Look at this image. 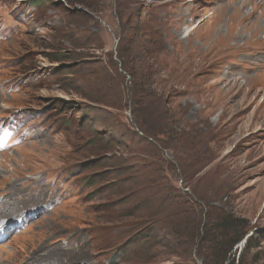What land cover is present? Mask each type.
<instances>
[{"label":"rangeland","instance_id":"374dc122","mask_svg":"<svg viewBox=\"0 0 264 264\" xmlns=\"http://www.w3.org/2000/svg\"><path fill=\"white\" fill-rule=\"evenodd\" d=\"M8 1L26 11L29 33L0 43V81L22 76L31 86L2 97L12 116L0 120L8 138L0 151H17L1 155L0 190L22 179L28 194L12 187L1 201L3 218L23 235L11 220L0 223V264H106L122 245L115 264H203L196 247L165 231L167 222L145 230V209L154 214L166 184L170 200L180 190L182 207L199 205L201 226L204 205L250 218L247 252L264 264V0H121L120 20L141 48L128 64L135 68L138 55L147 68L135 72L143 77L135 90L138 80L117 57L127 53L118 50L116 0H43L39 10L31 0ZM54 47L68 61L51 62ZM19 58L20 70L11 65ZM20 123L38 136L17 149ZM139 129L163 131L171 147L149 144ZM182 207L162 206L154 218L182 226L184 217L168 214ZM244 247L245 239L237 258Z\"/></svg>","mask_w":264,"mask_h":264},{"label":"trees","instance_id":"16d2710c","mask_svg":"<svg viewBox=\"0 0 264 264\" xmlns=\"http://www.w3.org/2000/svg\"><path fill=\"white\" fill-rule=\"evenodd\" d=\"M31 1L36 5L37 10H39V6L37 3H42L43 0H31ZM44 1L47 2L48 0H44ZM67 1L70 5L75 4V2H73V0H67ZM23 2H26V1H23ZM2 4L7 5V6L10 5V6L6 7L5 9H3V11H1L2 10L1 9ZM81 4L84 6H87L88 8L92 7L91 4H88V3L82 2ZM116 4L118 6V18H119L118 20H120V18L122 19V17L124 16L122 12H123V6L125 4L122 3V5H123L122 6L121 0H116ZM22 5H23V3L20 4V6H22ZM18 8H20V7H17V9ZM12 11H14V14L17 16L20 14L19 12L14 10V8L12 7L11 1L0 0V12L2 14H11ZM94 13L91 14V12H90V15L93 16ZM120 25H121V27H120L119 31L122 30V35L120 37L119 36L117 37L120 39L118 50L120 53L121 50L126 49V53L128 55L124 54V52H123L121 54H118L117 57L122 64L121 65L122 69L127 74H130V73L132 74V80L133 81L138 80V83L133 86V88L135 90L137 88V86L143 82V77H136L135 72L136 71L142 72V70L144 68H146V64L143 60H140L138 58V55L136 56L137 61L135 63V68L132 69L131 66L128 64V63L132 64L131 57L136 55V54H132L130 50L133 48H137V47L139 49H141V48L136 43L135 37H136L137 32H135L134 27H132L131 25L125 24L123 20H120ZM139 33L142 35V32H139ZM67 35H68V33L66 34V36ZM64 50L65 49H63V48L54 47L52 57H49V60L51 62H59V63H63V62L68 61L67 60V53H65V52L62 53ZM67 51L70 52V50H67ZM71 51L74 52L73 50H71ZM128 56L130 57L129 62H127V59H126V57L128 58ZM24 64H25V62L24 61L22 62V60L20 58L16 59L14 62H11V65L13 67H15V69L19 68V70L24 66ZM151 68L152 67H150V69ZM32 70H37V67L33 66V67H31V69H27V72H25L23 74H27V73L31 72ZM100 70L103 71V68H100ZM117 79L118 80L124 79V75L119 73L117 76ZM112 83H115V82H112ZM112 87H113V85H112ZM30 90H34V89L31 88ZM137 95H140V94H137ZM140 101L144 102L143 99H141ZM95 103H99V102H95ZM60 124H66V123L64 122V120H60ZM165 125L167 126V131L169 132L170 125H172V124L167 121V124H165ZM139 131H141V136H145L146 138L150 139V140H148L149 144H152V142H156V143L158 142L159 146L161 148H165V149L168 148L169 149L171 147V146H167L169 136H166V134H164L163 131H161V130H150L149 131L148 129H146V131L139 129ZM90 144H92V142ZM98 150H100V149L98 148ZM168 154H169V152H168ZM176 156H175V158H176ZM198 158H196V159H198ZM176 161L182 167V169H181V167L179 166V169L181 171H184V169L186 168L184 158L179 154V156H177V158H176ZM177 162H175V163L178 165ZM192 162L196 163L195 161H191V162L189 161L188 165H192ZM202 168H203V166L198 168L197 170H195L193 175L198 173L200 171V169H202ZM183 175H185V174H183ZM91 179H92V181H95L92 178V176H91ZM88 184L91 185L90 182H88ZM166 186H167L166 187L167 190L168 191L170 190V192H169V194H165V193L162 194V197H160L159 203L156 206V210L154 211V214L151 212H148L149 209H145V210H147V213H148L146 216H144L142 218L144 226L146 227L145 230H147V231H151L153 229L156 230L157 226H159V224H163V223L167 222V224H166L167 229L165 231L168 232L169 234L179 238V239H182L184 241V243L189 245L191 248L196 247V253H198V255L200 257H202L203 264H256L258 262V259L256 256H251V254H249L247 252V250L250 248L251 240L253 238V237L248 236V234L251 231H254V229H255V226L252 224V221L250 220V218L243 217V216H237L232 210L225 209V207H228L227 204L221 208L211 206L207 210L206 205H204V202L207 203V201H205L204 197H202L201 195L199 196L195 192L194 194L196 195L197 199L199 200V203L201 202V204H203L204 207L206 208V210L204 212L205 217H206V225L203 222V225L201 226V224L199 222V219H200L199 214L200 213L198 212L199 205L194 208V205L192 206V204L189 203L191 206L182 207L183 206L182 203L184 202L185 193H182V191L177 190L175 198L173 200H170V198H169L170 193H171L170 185L166 184ZM152 199H153V197H152ZM153 201H154V199H153ZM149 202L150 203L152 202L151 197L149 199ZM172 203H173V205L179 206L182 208L178 209L176 212L168 213V214H171V215L172 214L173 215L178 214L179 219L181 217H184L182 226L179 223H177L176 225L173 223L174 226L169 224V219L171 218V216H170V218H168L164 221H162L163 218H161V217H165V216L156 217V219L154 218V215H155V213H157V210H159L162 206L164 207L165 210H166V206L172 208ZM168 210L169 209L167 208L166 211H168ZM189 213L192 214V217L189 216L190 215ZM184 215H186V216H184ZM193 216H195L197 221L193 218ZM198 216H199V218H198ZM209 220H210V222H209ZM208 222H209V224H208ZM256 233H258V232H254V234H256ZM131 235H130V237L134 236V234L132 236ZM244 239H245V247L243 250L240 251L238 258H237V253H236V251H234V249ZM122 246H118V249L116 250L114 255L111 253L112 258H111V260H108V262H106V264H115L116 263V259H115V258H117L116 253H119L122 250ZM232 256H234L233 259H232Z\"/></svg>","mask_w":264,"mask_h":264},{"label":"clouds","instance_id":"9594fccd","mask_svg":"<svg viewBox=\"0 0 264 264\" xmlns=\"http://www.w3.org/2000/svg\"><path fill=\"white\" fill-rule=\"evenodd\" d=\"M80 8V7H79ZM84 11H87L86 9H84ZM88 12V11H87ZM26 34H28V33H26ZM26 34H22V35H26ZM22 35H19V36H22ZM19 36H17V37H19ZM7 41H10V40H7ZM6 41V42H7ZM5 43V42H4ZM0 70H4V67H2L1 65H0ZM24 75H26L27 77H28V75H29V73H27V74H24ZM25 79L26 78H23V77H20V78H11V79H8L7 81H0V82H14V83H16L17 84V86H19V89L17 90L18 92H21V91H23L25 88H27V87H30L31 86V84L30 83H25ZM23 82V85L22 86H20L19 84L20 83H22ZM31 89V88H30ZM4 91L5 92H9V88H4V90L2 91V93L0 94V120H7V118L9 119V117H11L12 115H11V110L12 109H6V103L3 105V103H2V97H3V95H4ZM8 102V101H7ZM20 115H22L23 117H27V120H33V118H31L30 116H28L27 114H22L21 112H18V114H17V116L19 117ZM21 120V119H20ZM46 134V133H45ZM2 137V136H1ZM2 139H4V137H2ZM30 141H32V139L31 140H29V141H26V142H24V143H22V144H20V145H18V149L22 146V145H24V144H27V143H29ZM9 152H11V153H14L13 151H11V149H9V150H7V151H5V152H3L2 154H5V153H9ZM1 154V155H2ZM0 159H2V156H1V158ZM33 176V178H38V177H36L35 175H32ZM22 182V179H20V180H18L16 183H14L12 186H6V188H3L4 190H0V192H2V191H8V192H10V188H12V187H17L18 189H19V197H21L23 194H24V190H23V187L20 185V186H18V184L19 183H21Z\"/></svg>","mask_w":264,"mask_h":264},{"label":"bare ground","instance_id":"6f19581e","mask_svg":"<svg viewBox=\"0 0 264 264\" xmlns=\"http://www.w3.org/2000/svg\"><path fill=\"white\" fill-rule=\"evenodd\" d=\"M18 199V198H17ZM3 204V207L5 206L6 204V199L4 198V202L2 203ZM26 210V209H25ZM10 220V219H9ZM4 222L7 221L6 219L3 220ZM58 264V263H57Z\"/></svg>","mask_w":264,"mask_h":264},{"label":"water","instance_id":"95a60500","mask_svg":"<svg viewBox=\"0 0 264 264\" xmlns=\"http://www.w3.org/2000/svg\"><path fill=\"white\" fill-rule=\"evenodd\" d=\"M75 10H80V11H84V9L76 7Z\"/></svg>","mask_w":264,"mask_h":264}]
</instances>
